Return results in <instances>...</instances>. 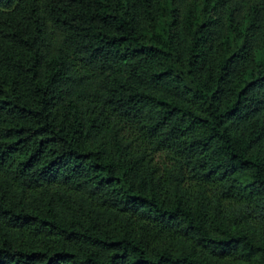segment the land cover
Returning a JSON list of instances; mask_svg holds the SVG:
<instances>
[{"label": "trees", "instance_id": "1", "mask_svg": "<svg viewBox=\"0 0 264 264\" xmlns=\"http://www.w3.org/2000/svg\"><path fill=\"white\" fill-rule=\"evenodd\" d=\"M0 264H264V0H0Z\"/></svg>", "mask_w": 264, "mask_h": 264}]
</instances>
